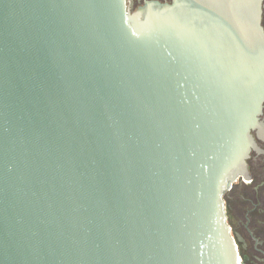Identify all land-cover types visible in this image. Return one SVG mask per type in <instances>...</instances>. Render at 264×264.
<instances>
[{
	"label": "water",
	"instance_id": "95a60500",
	"mask_svg": "<svg viewBox=\"0 0 264 264\" xmlns=\"http://www.w3.org/2000/svg\"><path fill=\"white\" fill-rule=\"evenodd\" d=\"M261 2L0 0V264H239Z\"/></svg>",
	"mask_w": 264,
	"mask_h": 264
},
{
	"label": "flooded vegetation",
	"instance_id": "af4514ba",
	"mask_svg": "<svg viewBox=\"0 0 264 264\" xmlns=\"http://www.w3.org/2000/svg\"><path fill=\"white\" fill-rule=\"evenodd\" d=\"M145 1L169 3L171 0H127L131 7ZM264 30V0L261 2ZM259 120L264 124V104ZM251 134L260 150H251L245 175L238 176L223 194L227 224L234 239L239 264H264V136Z\"/></svg>",
	"mask_w": 264,
	"mask_h": 264
},
{
	"label": "rangeland",
	"instance_id": "374dc122",
	"mask_svg": "<svg viewBox=\"0 0 264 264\" xmlns=\"http://www.w3.org/2000/svg\"><path fill=\"white\" fill-rule=\"evenodd\" d=\"M136 9V7H131V11L133 12Z\"/></svg>",
	"mask_w": 264,
	"mask_h": 264
}]
</instances>
